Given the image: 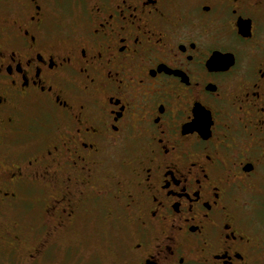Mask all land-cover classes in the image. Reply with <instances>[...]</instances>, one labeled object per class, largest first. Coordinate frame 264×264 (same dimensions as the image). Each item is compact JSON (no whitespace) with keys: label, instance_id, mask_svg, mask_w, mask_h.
Listing matches in <instances>:
<instances>
[{"label":"flooded vegetation","instance_id":"1","mask_svg":"<svg viewBox=\"0 0 264 264\" xmlns=\"http://www.w3.org/2000/svg\"><path fill=\"white\" fill-rule=\"evenodd\" d=\"M96 221L123 264H264V0H0L5 251Z\"/></svg>","mask_w":264,"mask_h":264},{"label":"rangeland","instance_id":"2","mask_svg":"<svg viewBox=\"0 0 264 264\" xmlns=\"http://www.w3.org/2000/svg\"><path fill=\"white\" fill-rule=\"evenodd\" d=\"M21 215L22 225L30 226L32 219L27 211L22 212ZM9 217L11 220L20 218L16 213ZM99 223L100 226L86 227L84 234L74 231L62 233L60 237L55 238L57 244L54 248L37 263H30L20 257L19 253L22 254L20 250L13 252V254L5 251L0 238V264H123L125 260L121 255V249L124 245V231L122 229L117 230L115 235L102 233L106 224L97 222V225ZM98 229L101 232H95ZM29 246V241L20 245L24 252Z\"/></svg>","mask_w":264,"mask_h":264}]
</instances>
